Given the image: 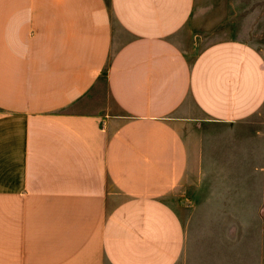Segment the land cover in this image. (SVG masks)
I'll return each instance as SVG.
<instances>
[{
  "label": "crops",
  "instance_id": "0c3cea01",
  "mask_svg": "<svg viewBox=\"0 0 264 264\" xmlns=\"http://www.w3.org/2000/svg\"><path fill=\"white\" fill-rule=\"evenodd\" d=\"M205 2L0 0V264H190L189 188L249 262L264 43L209 40Z\"/></svg>",
  "mask_w": 264,
  "mask_h": 264
},
{
  "label": "rangeland",
  "instance_id": "374dc122",
  "mask_svg": "<svg viewBox=\"0 0 264 264\" xmlns=\"http://www.w3.org/2000/svg\"><path fill=\"white\" fill-rule=\"evenodd\" d=\"M201 16V30L211 36L209 40L213 41L212 37L216 40L238 38L255 44L264 43V0H206L205 6L201 7ZM212 188H216L215 185ZM208 196L209 190L200 195L189 188L185 189V195L181 190L174 199L182 207V219L188 230L186 258L190 264H242V259L246 264L242 254L246 248L243 225L241 234V217L244 222V215L221 213L215 208L210 210L212 206L222 204L224 199H209ZM193 205L197 211L200 205V212L194 213ZM263 224L264 214L256 211L248 214L250 258L247 264H258Z\"/></svg>",
  "mask_w": 264,
  "mask_h": 264
}]
</instances>
